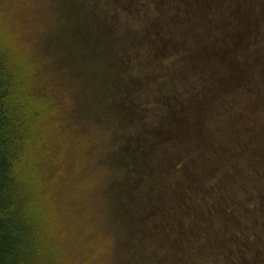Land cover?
Segmentation results:
<instances>
[{"label":"trees","instance_id":"1","mask_svg":"<svg viewBox=\"0 0 264 264\" xmlns=\"http://www.w3.org/2000/svg\"><path fill=\"white\" fill-rule=\"evenodd\" d=\"M181 21L188 32L169 35ZM250 60L264 78V0H0V264H248L264 229L223 194L264 181V82L248 80ZM169 70L197 92L179 98L149 78ZM97 83L111 120L129 126L110 167L109 111L87 110ZM189 141L199 148L180 154ZM111 222L122 246L145 222L162 252L115 254Z\"/></svg>","mask_w":264,"mask_h":264},{"label":"rangeland","instance_id":"2","mask_svg":"<svg viewBox=\"0 0 264 264\" xmlns=\"http://www.w3.org/2000/svg\"><path fill=\"white\" fill-rule=\"evenodd\" d=\"M209 10L212 11V12H215V13L221 12V10L218 9V8H214V10H212V9H209ZM199 11L200 12L199 13L197 12L196 13L197 16L195 15V17L196 18H200L201 20L205 19L207 16L206 17L204 16L205 13H203V10L200 9ZM232 14L234 16L236 15L234 12ZM214 15L215 14H210V19L211 20L216 18V17H214ZM227 15H229V13H227ZM229 17H230V15H229ZM227 23L231 24V23H229V21ZM243 24H245V23H243ZM176 25L177 26L174 25L173 28H171L170 30L168 29L169 35H175V34H177L179 32L180 33L188 32L187 31L188 28H187V25H186L185 22L181 21V22L177 23ZM236 26H239V23H232V27H236ZM225 27L227 28L228 26H225ZM183 36H186V35H183ZM74 41L77 42L78 38L75 37ZM189 43H190V41H189ZM134 49H138V48L135 47ZM199 50H202L201 52L204 51L203 48H200ZM209 51H211V50H209ZM85 52L86 51L81 52V55L83 53H85ZM182 53L184 54L186 52L183 51ZM144 55H146V54H144ZM205 55H206V59L205 60H201L199 62V64L203 65V63H204L205 65H208V67H209V71H208L209 73L208 74L211 76L212 73H213L212 72L213 69H211L212 55H211V52H207ZM137 58L141 62V60H142L141 52H140V54H139V56ZM140 62L137 63L136 67H138V66L140 67ZM244 62H246V61L244 60ZM244 64L245 63H243V65ZM246 64L254 65V67L250 68V71L247 68L245 69L246 70L245 72L250 73L251 76H252V77H249L248 80L252 78V82L255 83L256 78H253V76H255V77L258 76L257 78H260L261 81L264 82V78H262L260 76V74H262L263 72L258 69L257 64L254 63L251 60L249 62H247ZM259 65H261V64H259ZM215 66L216 65H214V67ZM137 72L141 73L139 70H137ZM170 73H171V71L169 70V73H167V75L162 74L160 76L159 74L158 75L157 74H154V75L151 74L149 76V78L153 77V78H156V80H159V77H160V80L167 79L168 80V85H169L168 88H167V92L176 94L179 98H183L184 95H187V94H190V93L191 94H193V93L195 94L197 92L198 89L194 85V81L196 79H193L192 76H189L187 81H184V83H182V85H181L180 82H175L174 83L173 79L170 77ZM143 77H145V75L136 74L131 79H138V81H139V83L141 85V88H143L142 87L143 86V82L146 81V78H143ZM200 80H201V82H203V84H206V82H208V87L203 90L204 94H213L214 95V93L216 91H218V89H219L218 86H216V87L212 86L211 80H209V76H207V80H209V81H206V79L204 80V79H201V78H200ZM129 81L130 80H123V83L124 84L132 83V81L131 82H129ZM133 81H135V83H138L137 80H133ZM154 82H156V81H154ZM88 87L90 88V92L85 93V95L86 96H87V94L91 95V101H92L93 104L87 110L91 111V107H92V112L94 110H96L98 112L99 105H101V106H103L104 109H107L109 111L108 113H106L107 115H105V116H106L107 120L109 122H111L112 121L111 120V116H114L115 114H111V112H110L111 111L110 110V103H109L108 99L103 98V91H99L102 87L100 86V84H98V88H96V89L92 88V85L91 86L88 85ZM124 88L127 89V88H129V86L125 85L123 87V89ZM258 92H259L258 94H259L260 98L264 99V88L263 89L261 88L260 90H258ZM203 93H201V94H203ZM179 95H181V96H179ZM196 96H199V95L196 94ZM202 96H204V95H202ZM190 99H193V96H191ZM262 101H264V100H262ZM87 102L90 103V100L87 99ZM156 109H158V108H156ZM115 111H116L117 114H119L118 110H115ZM156 114L157 113H155L153 116L158 118ZM98 122L101 124V126L103 125V123L106 124V122L103 121V118H102V120L99 119ZM245 124L246 123L243 122L242 126H245ZM147 125H150V124H147ZM107 126L109 127V137H110V140L112 139L111 143H112V146H113L112 149L110 150V152L116 150L114 153H109V158L107 159L106 163L104 162L105 165H107L109 163L110 165L108 167H110L112 165L109 162L111 157L116 158V156L119 155V148H120L119 145H122L121 143L125 139L126 129L124 127L127 128L129 126L126 124L124 119H122L121 121H119L118 119H113V121L111 123H109ZM128 134H129V132H128ZM152 139L153 138H151L150 136L146 139V146L144 145V148L149 149L150 146L152 148H156L158 146L156 142L155 143L152 142ZM188 140H189V138H186V139L182 140V143H187ZM189 142H191V143L190 144H183L182 148L179 151L180 154L183 153L184 151L185 152L189 151L193 147L199 148V146H200V143H196L194 141L193 142L189 141ZM258 150H259V142H255L253 144V146H252V150H249L248 152H249V154L252 155V154H256L258 152ZM159 151L165 152L162 147L160 148ZM172 153L174 154L175 152H172ZM122 166H123V169H124L125 164L123 163V165H120L119 168H115L114 171H117L120 168L122 169ZM109 169L113 171V168H109ZM263 171H264V168H263ZM244 175H245V173L241 174V176L243 178H245L247 176V175L246 176H244ZM106 181H107V187H109V185L112 182V179L108 177V179ZM118 183L119 182H117V184ZM117 184H115V185H117ZM247 188L243 189V195H241V193H239L236 190H232L228 194H223V197H226L230 201H235L236 202V207L235 208L237 209L239 216L244 217V219L246 220L245 224H249L250 225V224H252V222L255 223L257 221V219H259V226H261L260 229H264V181L262 183H260L258 181L257 182L256 181L255 182L251 181V182H249V185L247 186ZM138 189H137V192L140 193L141 190L140 189L138 190ZM241 199L244 200V202H247V203L243 204L244 202H242ZM249 199H251V201H253L256 204V206H255L256 211H252L250 209L249 205H250L251 202L249 201ZM123 210L129 212V209H126L125 207H123ZM140 210H142V207H140ZM134 215L135 214L133 212H129L128 213V216L130 218H134ZM141 220H143V219H141ZM139 221L140 220H138V223H139ZM132 223H134V222H132ZM138 223H137V225H138ZM110 225L114 229V230L111 229L110 231L112 233V236L114 235V237L112 238V240H113L112 243L114 244L113 252L115 254H116V251L121 252V250H124L125 254L128 257V253L129 252L133 254L134 248L146 249V250H149V251H153L154 253L162 252V250H163L162 242L160 241V239L157 238V235L155 236V234L152 233L150 227L148 226L144 230L145 222L143 223V227L141 229L140 235H139V231H138V233H136L134 231L131 234L132 226H130L129 231H128V229L127 230L125 229L123 231V232H125L127 234L126 241L123 243V246L121 245L122 240H123V236L121 234L120 226H118L117 224H115L113 222H111L109 224V227H111ZM125 225H128V224H125ZM116 229H119L120 232H115ZM122 229H123V227H122ZM139 230H140V228H139ZM247 232L250 233L251 231L249 230ZM259 234L261 236L255 238L256 241H254V243H252V245H255V243H256L255 249H252V246H251L252 251L249 250L250 253L247 252V253L244 254L243 257H241V259L243 261L247 262L248 264H264V233H262V231H259ZM116 235H117V238H116V241H115V236ZM232 252H234V251H232ZM234 253H235L234 255L231 252L229 253V257H231L230 259H232V260L235 259L236 255L238 256L240 254L239 253V249H237ZM252 254H254V256ZM251 256H253V257H251ZM142 263H143V259H141L140 262L137 263V264H142Z\"/></svg>","mask_w":264,"mask_h":264}]
</instances>
